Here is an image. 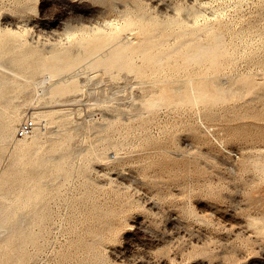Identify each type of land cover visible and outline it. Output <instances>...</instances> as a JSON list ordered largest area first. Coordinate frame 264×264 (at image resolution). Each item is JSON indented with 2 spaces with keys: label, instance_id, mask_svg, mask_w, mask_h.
I'll return each mask as SVG.
<instances>
[{
  "label": "rangeland",
  "instance_id": "374dc122",
  "mask_svg": "<svg viewBox=\"0 0 264 264\" xmlns=\"http://www.w3.org/2000/svg\"><path fill=\"white\" fill-rule=\"evenodd\" d=\"M129 14L160 22L179 17L188 27L213 22L227 45L225 57L219 56L221 72L191 65L189 73L186 67L174 76L183 78L166 83L164 72L173 74L183 62L179 57L167 61L176 70L166 66L156 84L133 73L98 74L82 63L68 73H77L80 94L50 106L70 111L68 124L61 114L47 125L33 120L40 105L23 103L30 89L17 99L23 103L19 124L29 117L41 127L45 147L69 140L73 149L62 170L47 171L39 182L48 183L38 206L43 220L36 244L28 245L33 255L27 264H264V0H0V28L18 31L29 45L48 50L43 53L70 48L92 30L99 34L96 27L116 32ZM125 31L118 41L149 36L138 28ZM201 35L198 40L208 38ZM185 74L199 76L195 84L211 76V90L214 82L224 85L226 98L147 109L142 101L149 95L183 90ZM237 85L243 86L239 92ZM227 88L237 91L235 97ZM8 146L0 148L6 169L14 151L12 142ZM56 153L58 161L63 153Z\"/></svg>",
  "mask_w": 264,
  "mask_h": 264
},
{
  "label": "bare ground",
  "instance_id": "6f19581e",
  "mask_svg": "<svg viewBox=\"0 0 264 264\" xmlns=\"http://www.w3.org/2000/svg\"><path fill=\"white\" fill-rule=\"evenodd\" d=\"M176 14H174L173 17L177 18L178 16ZM181 18L182 20H184L183 18L188 19L184 15ZM125 19H126V23L123 22L124 24L121 29L120 28L115 29L117 30L116 32L107 33L108 31L104 30L106 34H104L105 32H103L102 34L101 29L100 28L98 29V27H96L95 30H99L100 31L99 34L95 33V35H92L93 30L91 32V35L90 33L89 34L87 33L84 36L83 34H81L83 37L81 38L78 37L79 39H77L76 43L73 44L72 47L70 46L72 44L71 41V44L69 43L70 48H66V45L65 46L63 45L65 47L64 50H60L59 48H58L59 50L58 49H55L53 51L51 50L52 51L51 53L48 52L49 55H47L48 53L46 52H44L45 54L43 53L42 51L43 47L40 50L38 48L29 45L28 42H25L26 40L25 41L23 40L24 37L21 36V34L16 33L18 31L14 32L6 29L4 31L0 28V148L2 149V151L5 149L6 146L9 149L8 146L9 142H12L14 147L13 155L10 153L12 157L8 163L9 167L7 169L2 167L3 166L2 158L0 157V170H1L0 229H2V232L1 231L0 232L4 234V235L2 234L4 238L2 237V239H0V264H27L29 259L32 257L33 253L30 251L31 249L30 250L28 249L29 248L28 245L31 243L36 244L37 242V235L39 234V232L36 231L37 228L36 226H39L40 222H42L43 220V213L39 210L38 206L39 204L41 206L42 204L41 202L44 200V194L45 191L47 190V188L45 187L48 184V183L46 184L44 183L45 187L44 184L42 187L40 186L39 182L41 181L42 177L44 178V176H46L47 171L52 172V171L62 170L63 167L65 166V164L63 166V162L65 160L64 158L70 157V152L73 150L71 149V144H69L70 143L69 140H66L64 142H59L60 141L59 140L55 145L49 144L50 146L48 145V147H45L44 143H42L43 134H41L42 133V131L40 130L41 127H38L36 125H35L36 127H34L31 133L25 136L18 137L16 135L17 124L19 125V122L23 118L22 116L23 108L21 105H23L24 102H26V104L27 102L31 104L33 103L36 104V106L42 105L41 107H47L48 104L49 108L51 106V103H55V102L57 103L58 101L61 103L62 100H63L62 102L63 104H67L64 103V101L66 102V100H69L67 97L73 94L78 95L80 94V89L82 90V88H80L81 85H79L80 82H79V78L77 77V73L75 72L76 73L75 75L73 73V75L70 76L72 74V72L70 71L80 66L82 63H85L87 69L88 68L93 69L96 72L97 70L99 71L103 70L104 73H107V75L110 74L112 76L115 72L117 73L115 77L121 74V72L130 73V74L133 73L135 74L136 77L137 76H140L142 78L150 77V79L152 80V82L151 81L150 82L156 83L157 79L160 76L161 77L165 76L163 79H165V82L168 83V81L169 82L175 81V78H180V77L183 78L182 74L181 76L179 74V76L175 78L174 76H177L178 72L180 73L184 71V69L179 71V69L181 68L187 67L186 71L184 72L189 73L188 68H190L191 65H193L195 68L198 69L200 68V70H202L203 69L202 67L204 66L205 68L206 67L211 68V70L213 68L215 73H217L218 67H220L218 65L220 53L223 56L224 54L226 55V53H222V50L227 47L226 43H224L226 41V40L224 41L225 35H223V33L221 31H218L217 29L214 30L216 27L218 28L219 26L214 25L216 27L213 29L214 27L212 26L213 22L212 23L210 22L212 25H210V23H208L209 24L208 25L206 22H203V24L206 23L204 26L193 25L192 27H188V24L186 26L185 22H183L185 26L181 25L183 23H180L179 17L177 18V20L174 21L171 20L168 22L155 21L147 17L145 14H137L135 16L130 15L128 17H125ZM192 19L194 18L192 17ZM198 23L200 22L198 21ZM135 28L136 29L138 28L139 31H146V33H149V36L148 34L144 35L143 32L141 33L139 32L143 37L141 36L140 39H137L138 37L135 35L137 31H135ZM150 28L151 31L148 32L147 30L148 29L150 30ZM128 29L130 30L134 29V31L136 32L134 34L136 38L134 39L139 40L138 42L136 43L132 42V40H128L127 38L125 39H127L128 41L127 40H125V42L118 41L121 34L123 36L126 35L123 32ZM96 32L98 33V31ZM130 33H132V31ZM203 33L204 34L206 33L207 34L206 36L208 38L204 39L205 37H203L204 40H202V38L201 40L200 39L198 40V38L201 37L202 36L201 34ZM176 34L179 37L178 40L174 44H168L167 42H169V39H171V37H174L176 39L175 37ZM130 36L132 37V35ZM174 38L172 39L174 40ZM224 44L225 47H223ZM58 46L60 47V45ZM44 49L46 48L44 47ZM104 50L105 52H103ZM224 50L226 51V49ZM46 51L48 50L46 49ZM229 51L228 53H230ZM179 57L183 59L182 64L175 66L176 68H178L177 70L174 68L176 71H173L174 70L173 67H172L173 70H171L170 68L171 65L169 66V64L171 63L167 64V61ZM173 63H175V61ZM220 65L222 64L220 63ZM166 66H169L168 69H170L174 73L167 74L165 71L164 76L157 75L159 71L165 70V68H167ZM81 68L83 70L85 69L83 68V65ZM78 70L80 69H77V71ZM170 70L168 71L170 72ZM85 72L88 73V70H86ZM85 72L83 71V73ZM149 72L151 73L150 75L152 76L148 74ZM203 73L201 74L202 76ZM78 74H80V72H78ZM187 75L189 76V74H185L186 77ZM212 75L213 77H217L216 74H212ZM195 77H197L196 74ZM195 77L192 75V77L189 76L188 78L184 79L186 80L187 84L185 88L183 87L184 88L183 90L182 89L179 90L178 86L177 88L175 86V89L177 90L175 91L174 95L165 92L166 90L163 89L162 94L153 95V96L151 95V97H149L150 95L149 96L147 95L149 98L147 97V99H145V101L142 102L145 103V105L148 107V108L146 107L148 110L151 109L150 111L153 110L156 111L159 107L163 105L166 106L169 105L170 107V105L173 104H182V105L189 103L191 104L192 102L195 101L200 102V100L216 104L215 102L218 103L219 100H222L225 97V96L223 97V93L225 92L226 89V88L223 89L224 85L222 86V84L221 85L219 84L220 88H218L217 82H214L216 83L217 86L215 87V90L212 89L214 91L211 90V88L213 87L212 81H214L213 79L210 81L211 76L210 77L204 76L203 78H206V81L204 82L201 81L198 82L197 84L194 83ZM242 78H244V76ZM159 81L157 82L159 83ZM248 81H249L248 78L244 80V82H248ZM150 82L148 81L147 83L151 84ZM162 82L164 83V81ZM249 83L250 82H248V84ZM240 85H244V84L241 83ZM180 86L182 88V85ZM229 87L231 89L232 86L230 85ZM239 88L240 87L238 86L237 91L238 90L240 91V89H242L243 86L242 88L240 89ZM149 89L152 90V88ZM230 89H228V91ZM28 91L31 94L29 93L30 94L29 97L28 96L25 97L26 96L25 94ZM78 91L79 93H77ZM230 91H232L233 95L237 93V91L234 93V90H230ZM230 91L228 93H230ZM23 94L25 95L23 99V103L18 102L20 100L19 98L22 97ZM230 96L232 97V95ZM233 97H235V95ZM227 98L229 97L227 96ZM73 100L75 101V99ZM73 100L71 99L72 102ZM227 101L228 100L226 99V102ZM53 105L55 106L56 104ZM40 106L37 107L38 110L33 111L31 115V118L33 117V120H35L37 123L41 122V120L42 121L44 120L46 124L47 122H50L53 119L55 120L56 117H57L56 120H58V115L60 114L62 115V117H64L65 115L68 114L70 115L71 113L70 111L63 110L64 108L52 109L55 107H51L50 109L46 108V110H43ZM23 115L25 116L26 113ZM62 117L59 118L61 119ZM69 117L68 116L64 117L63 119L64 123L67 122L69 123ZM62 123L63 122H61V124L59 125L63 126L64 124ZM67 129L69 130V128ZM67 129L65 132H67ZM63 130H65V128ZM105 136L107 137L108 135ZM108 138L110 139V137ZM114 140L115 139H113V141ZM116 143H118V141ZM10 145L12 146V144ZM58 151H60L63 154L61 155L58 153V155H61V157L59 156L60 159L58 158V161H56L54 160V157H56L57 154L56 152ZM4 152H6V149L4 150ZM54 153L56 154L53 157ZM4 160L5 159H3V164L5 162ZM69 162L67 161V163L70 165ZM259 162L261 163L262 161ZM262 164L264 166V163ZM47 180L45 179V181ZM54 184L56 183L54 182Z\"/></svg>",
  "mask_w": 264,
  "mask_h": 264
},
{
  "label": "built area",
  "instance_id": "2783aa9c",
  "mask_svg": "<svg viewBox=\"0 0 264 264\" xmlns=\"http://www.w3.org/2000/svg\"><path fill=\"white\" fill-rule=\"evenodd\" d=\"M35 122L27 117L25 118L19 125L17 128V135L18 136H25L28 135L29 133H31V131L33 130V128L35 127Z\"/></svg>",
  "mask_w": 264,
  "mask_h": 264
}]
</instances>
